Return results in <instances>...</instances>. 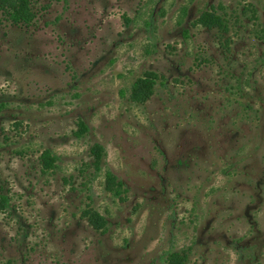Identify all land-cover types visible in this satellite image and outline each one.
<instances>
[{
	"label": "rangeland",
	"instance_id": "rangeland-1",
	"mask_svg": "<svg viewBox=\"0 0 264 264\" xmlns=\"http://www.w3.org/2000/svg\"><path fill=\"white\" fill-rule=\"evenodd\" d=\"M25 7L0 0V264H264V0Z\"/></svg>",
	"mask_w": 264,
	"mask_h": 264
},
{
	"label": "trees",
	"instance_id": "trees-1",
	"mask_svg": "<svg viewBox=\"0 0 264 264\" xmlns=\"http://www.w3.org/2000/svg\"><path fill=\"white\" fill-rule=\"evenodd\" d=\"M5 5H8L10 8V17L13 20L18 19H24L27 21L29 19V11L26 10L25 7L28 4V0H4ZM18 4V8H15L13 3ZM219 17L217 15H214L213 13H205L204 16L200 17V20L202 23L207 24L208 22H211V24H214L217 22ZM152 80L149 82L151 83ZM150 87V84H146V81L142 78L136 79L130 88V95L133 99H139V97L142 94V91L144 88ZM78 129L76 131L77 135H80L83 131L86 130V126L84 123L80 122L78 124ZM89 151L93 157V165L96 168L100 167L101 164V158L104 153V149L101 144L95 142L89 147ZM53 159L50 157L45 158V165L49 166L52 164ZM104 184L105 188L112 191L113 194L119 195V189L123 185L122 181L118 179L109 169L106 168L104 172ZM185 258L183 255H179L178 253H169L167 257L168 264H183Z\"/></svg>",
	"mask_w": 264,
	"mask_h": 264
}]
</instances>
